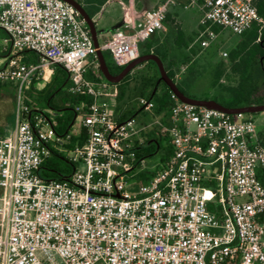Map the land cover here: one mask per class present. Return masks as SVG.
Instances as JSON below:
<instances>
[{"label":"built area","instance_id":"1","mask_svg":"<svg viewBox=\"0 0 264 264\" xmlns=\"http://www.w3.org/2000/svg\"><path fill=\"white\" fill-rule=\"evenodd\" d=\"M156 1L98 48L87 19L65 0H0V51L10 57L0 59V82L18 85L14 129L0 137V264H264V146L249 113L172 93L166 123L152 98L138 96L140 111L154 117L141 124L125 116L110 82L86 77L90 66L98 68L99 49L118 67L138 60L141 44L167 31L175 8L199 9L203 49L221 32L264 25L256 0ZM27 50L39 56L29 68L20 59ZM59 64L70 90L91 100L87 112L77 107L66 133L54 110L33 112L23 101L33 79ZM154 125L169 136L173 154L152 174L138 148ZM82 129L85 142L70 148ZM54 152L76 165L62 180L40 175ZM143 172L150 178L138 183Z\"/></svg>","mask_w":264,"mask_h":264},{"label":"trees","instance_id":"2","mask_svg":"<svg viewBox=\"0 0 264 264\" xmlns=\"http://www.w3.org/2000/svg\"><path fill=\"white\" fill-rule=\"evenodd\" d=\"M256 6L259 15L264 19V0H256ZM168 15V19L170 18ZM91 18V17H90ZM167 23V21H166ZM96 34L99 38L96 22H94ZM215 31L219 32V27H213ZM178 37L176 42L179 45H186V41L183 38V32L178 30ZM241 40L230 52V58L228 62L231 64V71L239 76V83L237 86L228 88V95L223 96L220 100L218 98L213 99L224 108L228 109H249L253 107L264 106V25L255 22L252 27L243 33ZM152 36L146 44L147 50L140 52L141 59L139 63H150L155 66L156 72L149 73L141 78V84L138 88L139 96L147 95L155 102V114L160 116L161 119L167 123L171 109L174 104L172 99V90L169 86L161 80V75L157 64L152 60H143L142 57L148 54L155 53L151 51L153 45L150 44ZM163 62L165 60L161 55L156 53ZM8 58L7 51H0V59ZM10 59V57L8 58ZM20 59L29 68L31 65L38 64L39 56L32 51H24L20 54ZM18 60H15V64L12 67L14 72H17ZM98 64V70H100L104 76L112 79L121 77L120 81H113V86L116 88V98L119 102L120 108L123 107L121 101L124 96L125 86L123 82L131 71L126 72L127 67H118L112 60L111 53L108 51H101L95 59ZM226 63H223L225 65ZM135 67V66H134ZM168 76L175 82L174 73L164 67ZM93 68H89L86 74L88 79L95 82H101L102 76L96 73ZM222 70H218L217 80L222 75ZM71 81L69 73L64 65H55L52 75L39 79L34 78L30 87L24 90L23 101L28 105L33 112L44 111L45 109H52L57 113V127L59 132H68L69 127L73 124L76 115L78 114L77 107L82 106V113L87 112L90 99L88 96L72 92L70 90ZM10 87L16 91L18 85L15 82H0V91L3 87ZM180 91L187 97L201 100L195 96H191L181 85L177 84ZM119 90V91H118ZM17 97V96H16ZM209 100V99H205ZM16 108V105H15ZM14 108V116H15ZM261 112V111H260ZM257 112L249 113L254 114ZM135 112L131 107H127L125 116H134ZM0 119L3 121V115L0 111ZM141 124H146L145 120H138ZM4 122V121H3ZM2 122V123H3ZM9 135V134H8ZM263 140L262 135L260 134ZM144 142L138 148L139 158L153 157L157 154L160 156L161 163H167L171 155L173 154V147L171 140L166 134H162L157 126H152L143 133ZM85 142V130L82 129L81 136L73 137L70 148L76 144H83ZM264 146V140L262 141ZM76 165L63 153L54 152L52 156L43 164L40 169V175L46 179L62 180L65 176L72 174ZM155 171L151 172L152 174ZM259 176L264 183V169L259 171ZM147 172L137 174V182L145 183L149 180Z\"/></svg>","mask_w":264,"mask_h":264},{"label":"rangeland","instance_id":"3","mask_svg":"<svg viewBox=\"0 0 264 264\" xmlns=\"http://www.w3.org/2000/svg\"><path fill=\"white\" fill-rule=\"evenodd\" d=\"M155 1L153 0V2ZM184 11L189 16H185L183 12H174L170 14L169 19L167 18V31L162 32L150 42L151 45L155 46L151 50L155 53L152 54L158 53L163 57L165 60L164 67L170 69L175 75V83L181 85L191 96L201 98V100L206 98L209 100L218 98L220 100L223 96L228 95V88L237 86L239 83V76L231 71V64L226 62L230 58L231 50L241 40V36L230 31L221 32L209 48L203 49L199 44L201 12L197 7H191ZM116 30L113 29L111 32ZM178 30L183 32L186 45H179L176 42ZM107 38L106 35H103V37L98 38V42L102 44ZM145 46L146 44H141V53L147 50ZM224 52L227 53L226 57L223 56ZM223 63L226 64L223 65ZM0 65L2 66V62ZM90 67L96 70V73L102 76L104 81L110 82L113 86V81L104 76L94 65ZM218 70H222L223 73L217 80ZM152 72H156L153 64L137 63L122 83L125 86L122 105L131 107L136 114L135 118L145 120L147 123L153 122L154 117L147 112L140 111L136 98L139 96L137 92L142 76ZM16 96V91L9 86L3 87L0 91V111L4 121L0 119V137L7 136L14 129ZM144 96L148 97L147 95ZM247 116L254 121L257 131L264 138V111L247 114ZM159 156L157 154L146 160L150 172L154 171V166L160 160Z\"/></svg>","mask_w":264,"mask_h":264},{"label":"crops","instance_id":"4","mask_svg":"<svg viewBox=\"0 0 264 264\" xmlns=\"http://www.w3.org/2000/svg\"><path fill=\"white\" fill-rule=\"evenodd\" d=\"M77 1L83 6L92 21L96 22L99 37H103V35L109 37L113 33L111 32L113 29L134 27L146 11L157 6V1L153 2V0ZM174 12H183L185 16H189V14H186V12L180 8L172 9L171 14ZM161 33L162 32L156 33L154 38ZM153 48H155V46H153L151 50H153ZM258 133L259 135L261 134L260 132Z\"/></svg>","mask_w":264,"mask_h":264},{"label":"water","instance_id":"5","mask_svg":"<svg viewBox=\"0 0 264 264\" xmlns=\"http://www.w3.org/2000/svg\"><path fill=\"white\" fill-rule=\"evenodd\" d=\"M65 1L69 2L71 5L76 7L82 13V15L87 19V21L91 27V30H92V35H93V38L95 40L96 47L99 48V42H98V37L96 34L94 22L92 21V19L88 15V13L85 11L83 6L79 2H77L76 0H65ZM101 51L102 50L99 49L98 54H100ZM142 59L143 60H152L157 64V66L159 68L160 75H161V80L166 82V84L169 86V88L172 90V92L175 93L184 102L202 105V106H205L209 109H217V110H220V111H223L226 113H230V114H233L236 112L253 113V112L264 111V106L253 107V108H249V109H239V110L237 109V110H235V109L224 108L214 100H198V99L187 97L180 91V89L177 87V84L173 81V79L168 76V74L164 68V64H163V62L159 56H157L155 54H148V55L143 56ZM140 60L141 59H138L134 63L130 64L126 69V72L131 71L133 69V67L137 63H139ZM120 79H121V77H118L117 79H112V80L118 82V81H120Z\"/></svg>","mask_w":264,"mask_h":264}]
</instances>
